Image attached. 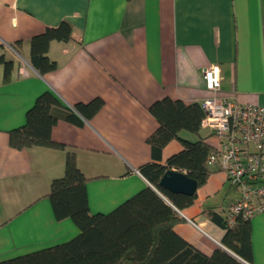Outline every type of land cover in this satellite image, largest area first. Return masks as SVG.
I'll return each instance as SVG.
<instances>
[{
  "label": "crops",
  "instance_id": "0c3cea01",
  "mask_svg": "<svg viewBox=\"0 0 264 264\" xmlns=\"http://www.w3.org/2000/svg\"><path fill=\"white\" fill-rule=\"evenodd\" d=\"M68 21L73 37L52 42L57 69L40 75L30 62V40ZM22 44L14 48L15 43ZM14 62L11 81L0 65V262L73 239L71 219L56 220L48 198L51 183L65 172V151L50 147L17 150L9 132L26 123L37 98L52 92L79 117V104L95 99L101 110L84 126L64 119L52 139L77 156L87 177L89 207L108 214L141 190L152 187L139 172L165 164L183 149L169 142L158 155L148 143L159 124L149 112L169 98L186 105L210 97L203 72L222 69L221 94L243 105L264 107V0H0V56ZM214 150L211 130L180 133ZM198 187L194 203L179 211L175 231L206 255L226 230L208 216L226 217L239 200L235 183L219 168ZM252 262L264 264V212L249 221Z\"/></svg>",
  "mask_w": 264,
  "mask_h": 264
},
{
  "label": "trees",
  "instance_id": "16d2710c",
  "mask_svg": "<svg viewBox=\"0 0 264 264\" xmlns=\"http://www.w3.org/2000/svg\"><path fill=\"white\" fill-rule=\"evenodd\" d=\"M73 27L68 21L47 28L30 42V62L40 75L57 69V62L49 57L52 42L68 43ZM15 43L14 48L21 45ZM3 82L11 81L14 62L0 56ZM101 99L79 104L75 110L66 108L52 93L40 95L28 110L24 126L9 132V144L17 150L50 147L65 151V172L52 181L48 198L56 220L71 219L79 229L73 239L55 246L21 255L0 264H245L222 248L206 255L188 243L176 231L182 222L179 211L190 207L196 198L173 194L160 186L168 170L185 173L203 186L211 171L207 165L213 151L203 140L191 142L181 137L188 131L198 134L205 117L199 102L186 105L180 100L165 98L149 107L159 127L148 143L153 155H158L172 140H178L183 149L171 156L165 164L147 163L139 172L154 187H147L126 200L108 214H93L89 207L87 177L77 165L75 151L52 139L53 127L64 119L84 126L103 107ZM212 221L226 230L223 245L240 259L252 262L251 228L249 221L239 219L233 227L226 217L208 211Z\"/></svg>",
  "mask_w": 264,
  "mask_h": 264
},
{
  "label": "built area",
  "instance_id": "2783aa9c",
  "mask_svg": "<svg viewBox=\"0 0 264 264\" xmlns=\"http://www.w3.org/2000/svg\"><path fill=\"white\" fill-rule=\"evenodd\" d=\"M222 76L218 65L204 70L211 96L199 103L205 112L201 128L211 130L219 140L207 165H218L240 193L226 214L227 225L233 227L239 219L250 221L264 212V107L222 95Z\"/></svg>",
  "mask_w": 264,
  "mask_h": 264
},
{
  "label": "water",
  "instance_id": "95a60500",
  "mask_svg": "<svg viewBox=\"0 0 264 264\" xmlns=\"http://www.w3.org/2000/svg\"><path fill=\"white\" fill-rule=\"evenodd\" d=\"M160 186L173 194H184L187 196H194L198 189V183L195 180L188 177L185 173L175 170H168L163 175ZM226 251L235 258L239 259L241 262L247 264L233 252L229 250Z\"/></svg>",
  "mask_w": 264,
  "mask_h": 264
}]
</instances>
